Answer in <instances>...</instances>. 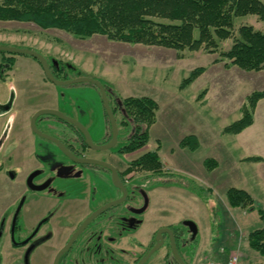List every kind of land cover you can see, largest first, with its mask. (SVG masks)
<instances>
[{
	"label": "rangeland",
	"instance_id": "1",
	"mask_svg": "<svg viewBox=\"0 0 264 264\" xmlns=\"http://www.w3.org/2000/svg\"><path fill=\"white\" fill-rule=\"evenodd\" d=\"M242 25H252L256 29L264 30V22L255 14L236 16L234 34L238 33ZM233 40L230 38L220 41L215 53L203 48L177 51L156 45L113 41L103 35L80 38L57 28L42 29L33 22L0 21V45L33 48L48 59L53 69L63 67L68 76L85 73L89 77L98 79L107 85L113 99H123L131 95L148 96L156 100L159 105L157 124H153L150 129L148 144L139 154L125 155L130 159L147 151L158 150L164 170L167 172L164 176L152 175L151 180L145 178L139 180L143 189L151 191L150 208L145 215V225L142 227L143 237L149 238L152 230L161 225L173 224L177 227L181 226L183 221L193 220L198 226V232L190 248L217 249L215 257L211 258L208 255V264L209 261L228 264L233 257H238L237 264H247V257L255 254L259 258L263 256L256 250L249 249L251 247L248 245L247 235L249 231L264 226V219L260 213V209L264 210V183L262 185L257 183L261 177L264 178L262 176L264 165H260L259 168L254 163L241 162L239 158L246 153L253 155L264 150V99H261L256 106L254 113L256 123L247 136L224 133L223 129L241 117L243 105L249 94L256 90H264V71H246L231 65L222 53L231 48ZM8 56H13L15 61L12 67L6 65L12 80L18 77L22 79L24 75H30L39 69L33 63L35 58L31 55L0 51V59ZM199 66L205 67L206 71L182 89L180 85L183 79ZM10 70H13V73ZM16 83H18L17 79ZM77 85L93 86L84 82L58 86V98L64 99L63 101L68 104L71 103L70 107H72L71 109L66 103L67 106L59 103L62 108L60 110L67 115L78 116L93 140L100 143L103 141L102 133L105 130L101 124L104 121L106 125L102 98L100 96L102 107L101 117L99 116L100 120H98L97 113L86 105L88 95L81 93L77 95L79 99L74 94ZM39 88L41 87L30 86L21 98L23 100L29 96L30 102L27 105L20 102L13 113L17 115L18 109H23L25 106L21 113L23 117H28L27 115L33 113L37 105L48 103L47 96L50 93L45 94ZM7 90L2 91L6 94ZM204 90H206L205 97L200 98ZM71 91L74 96H71ZM136 93L138 95H134ZM146 93L150 95H141ZM204 99L206 103L202 105L201 101ZM24 133L30 141L33 140L28 127L25 128ZM190 135L197 139L196 143H191L195 147L181 146V141ZM38 144L41 151H44L43 154L47 153L46 151H53V154L59 151L54 143L44 138H39ZM98 152L106 157L112 154L107 150ZM46 155L50 157V154ZM211 158L217 162V165L221 161L223 169H237L236 175H239L240 171L241 174L246 173L245 171L249 169L247 178L254 187H257L256 209L248 210V208L229 205L226 191L222 190L216 181H219L220 177H225L220 180L222 186H234L236 181V186L240 184L230 175L225 176L226 173L221 176L222 169L215 171V168L208 167L206 159ZM121 160L124 162L123 158ZM6 165H3L0 171V243L2 244H8L5 233L2 236L3 221L12 211V206L8 207V205L14 198V192L19 190L21 193L24 190L21 183L12 180L5 173ZM46 165L49 169L50 164L46 162ZM83 167L88 168L95 180L100 177L99 172L104 171L95 166L83 165ZM143 174L150 173L143 171ZM161 181L173 183L169 185ZM142 228L136 235L139 238L142 235ZM55 242L58 243V240ZM52 249L37 250V263L35 256L33 263L48 264L46 258ZM76 249L74 248L72 252L75 253ZM44 252V261L41 263L40 256ZM162 252L158 251L159 255ZM0 264H5L2 259Z\"/></svg>",
	"mask_w": 264,
	"mask_h": 264
},
{
	"label": "flooded vegetation",
	"instance_id": "2",
	"mask_svg": "<svg viewBox=\"0 0 264 264\" xmlns=\"http://www.w3.org/2000/svg\"><path fill=\"white\" fill-rule=\"evenodd\" d=\"M13 59V56L0 59V171L7 163L5 173L12 180L21 183L24 190L21 193L19 190L14 192V198L8 205L12 206V211L2 225V236L5 233L8 244L0 243V259L5 264H34V256L37 263V250L53 248L46 259L48 264H54L57 256L66 248L58 264H139L155 245L158 230L169 227L174 231L180 255L187 264H192L189 253L195 252V248H190V245L195 241L197 234L193 237L185 221L181 223L185 227H175L173 224L156 227L148 244H143L141 238L136 236L144 225L145 215L151 203V191L143 189L139 180H151V177L146 178L142 170H128L129 163L140 155L130 159L125 155L132 156L140 151L125 153L121 150L124 135L115 112L119 128L118 139L112 148L107 149L92 148L84 134L70 122L54 115H40L36 119L37 127L61 140L72 153H66L55 142L47 139L54 143L59 151L54 154L53 151H46L47 153L43 154L38 140L46 138L32 129L31 121L39 109L47 107L35 109L27 115L28 117H23L21 113L25 106L18 109L17 115L13 113L20 102L23 105L29 103V96L21 100L26 92L25 88L18 84L21 77L16 78V83V79L12 80L6 70V65L14 66ZM10 72L13 73V70ZM53 73L59 79L72 78L66 74L63 67L54 69ZM44 74L46 79L54 84L47 78L45 71ZM5 89H8L6 94L2 91ZM49 107L61 109L56 106ZM105 116L106 125L103 127L106 131L102 133L103 141L99 143L93 140L96 144H106L113 137L107 113ZM26 126L32 135V141L24 133ZM101 150L112 154L106 157L99 154L98 151ZM46 154H50V157ZM86 158L111 164L116 169L123 188L127 190L123 202L104 210L94 219L91 216L95 211L121 199L124 192L114 183L110 168L81 161ZM46 162L50 164L49 169ZM83 165L100 167L104 171H100V177L95 180ZM73 236L74 240L70 243ZM163 238V245L153 252L144 264H180L172 250L169 234L164 232ZM74 248H77L75 253L72 252ZM158 251L163 252L159 255ZM44 254L45 252L40 256L41 263L44 261Z\"/></svg>",
	"mask_w": 264,
	"mask_h": 264
},
{
	"label": "trees",
	"instance_id": "3",
	"mask_svg": "<svg viewBox=\"0 0 264 264\" xmlns=\"http://www.w3.org/2000/svg\"><path fill=\"white\" fill-rule=\"evenodd\" d=\"M255 14L264 22L262 0H0V21L33 22L42 29L57 28L80 38L103 35L113 41L156 45L177 51L205 49L215 53L220 41L233 38V44L222 55L233 66L246 71H264V30L242 25L234 34L236 16ZM197 34V35H196ZM183 55L181 54L180 57ZM1 67V66H0ZM52 67V66H51ZM52 70L54 71L53 67ZM206 68L199 66L183 79L182 89L194 82ZM106 85V84H105ZM107 87V85H106ZM206 90L202 92L205 97ZM110 97V103L124 135L121 150L133 153L144 148L150 129L157 121L159 105L148 96ZM264 90L249 94L242 115L223 129L237 135L253 125L258 102ZM185 137L180 145L196 143ZM194 143V144H195ZM195 146H192L194 148ZM246 159L260 161V156ZM214 159L206 165L215 168ZM129 171L142 170L164 176V164L158 150L147 151L132 160ZM214 165V166H213ZM171 173V172H170ZM167 181V180H166ZM172 184L173 182H163ZM229 205L256 209L254 198L243 189L231 187L226 192ZM264 219V210L260 209ZM248 245L264 256V226L251 230Z\"/></svg>",
	"mask_w": 264,
	"mask_h": 264
},
{
	"label": "water",
	"instance_id": "4",
	"mask_svg": "<svg viewBox=\"0 0 264 264\" xmlns=\"http://www.w3.org/2000/svg\"><path fill=\"white\" fill-rule=\"evenodd\" d=\"M0 51H7L10 53L28 54V55L33 56L34 58H36L41 63V65H42V67L46 73L47 78L56 85L64 86V85H71V84L83 83V82L84 83H91V84L95 85L100 91L104 108L106 110V113H107L109 120H110V123H111L113 137H112V140L106 144H96V143H94L92 136L89 133L88 129L84 126V124L81 121H79L76 117L67 115L63 111H61L57 108H52V107L41 108L32 117V121H31L32 129L38 135L43 136L46 139L55 142L58 145V147H60L63 151L72 155V153L68 150V148L65 146V144L61 140H59L58 138H56L54 136H51V135H48V134L42 132L36 125V119L40 115H44V114L45 115H54L60 119H63L65 121L70 122L71 124L75 125L84 134L87 143L92 148L107 149V148H112L116 144L117 139H118V132H119L118 123H117V119L115 117L114 111L111 107L108 90L102 81L95 79L93 77H89V76H78V77L70 78V79H59L54 75L48 59L42 53H40L37 50H33V49H29V48H19V47H13V46L0 45ZM81 161L87 162V163L100 164V165L107 166L108 168H110L113 172L114 183L118 187L122 188V190L124 192V195L121 199L112 201V202L104 205L103 207H101L99 210L95 211L91 216V218L94 219L98 214H100L104 210L110 208L111 206H113L117 203L123 202L127 196V190L123 188L122 181L118 178L117 171L111 164L97 160V159H92V158L82 159ZM184 223H185V225H187L189 227L190 231L193 234V237H195L197 232H198V226H197L196 222H194L193 220H186ZM164 232H167L169 234L172 250H173L176 258L180 262V264H187L179 253L174 231L169 227H162L158 230L155 245L150 250V252L140 261L139 264H144L147 261V259L152 255L153 252L160 249V247L164 243V238H163ZM73 240H74V236L72 237L70 243H72ZM65 249L66 248H64L60 252V254L57 256L54 264H58L59 258L63 254Z\"/></svg>",
	"mask_w": 264,
	"mask_h": 264
},
{
	"label": "crops",
	"instance_id": "5",
	"mask_svg": "<svg viewBox=\"0 0 264 264\" xmlns=\"http://www.w3.org/2000/svg\"><path fill=\"white\" fill-rule=\"evenodd\" d=\"M30 49H33V48H30ZM33 63L35 65H37L39 67V69L38 70H35L34 73H31L30 75H24L22 77L21 81L18 84L21 85V86H23V88H25L26 91L29 90L30 86H32V87L35 86L37 88L38 87H41V88H39L40 91L44 92L45 94L50 93L47 96L48 99H49L48 100V103H42L40 105H37L35 109L41 108V107H49V106H56L58 108H61L60 105H59V103H62L63 106L69 105V107H70L71 106V103L68 104V103L64 102L65 101L64 99H59L58 97L56 98V96H58V91L59 90L56 88V84H52L51 82H49L46 79L45 74H44V71L42 69V65L38 62V60H35ZM78 76H89V75H87L85 73H81V74L76 73V74L72 75V78L78 77ZM74 92H75L74 94H76V96L77 95H80L81 93H85V94L88 95V101H87L88 103H86V105H88L90 108H93V110L97 113L98 120H100L99 116L101 117V107L102 106L100 105V101H101L100 100L101 99L100 96H101V94H100L98 88L96 86L94 87V85L93 86H89V85H87V86H85V85H82V86L81 85H77V87L74 88ZM70 94H71V96H74L73 95V91H71ZM134 95H138V93H136ZM141 95H150V94H147L146 93V94H141ZM129 96H131V95H129ZM77 97L80 99L79 96H77ZM126 97H128V96H126ZM153 97H155V96H153ZM27 100H29V102H30L31 98L29 97V98H27ZM201 102H202V105L203 104L205 105V103H206L205 99L203 101H201ZM70 108L72 109V107H70ZM257 109L259 111V105H258V108ZM77 114H78V112H77ZM255 123H256V118H255V121H254V124L253 125H251L247 129H245L241 133L237 134V136H240V137L243 136V135H244L243 137L247 136L248 133L251 131V129H253ZM101 125L102 126L105 125L104 124V121H103V123ZM249 156H260L262 159L260 161H254V160L246 159ZM239 159H240L241 162L242 161H246V162H249V163H254V164L258 165V167L260 168V165H264V150L263 151H259V153L257 152L256 154H253V155H251L250 153L243 154V155L240 156ZM221 167L222 166H221V161H220V163H218V165L215 167V171L217 169H218V171H219V169H222L220 171L221 176H224L223 173H226L225 176L226 175H230V177H232L233 180H238V184H240L239 186H236L237 185V181H236V183H234L236 185H234V186H230V187H228V186H222L220 180H223L225 177H220V178H218L219 181L217 180L216 182L222 188V190L224 189V191L227 192V190L229 188H231V187H236V188H239V189H243V190H245L247 193H249L254 198V201L256 203V200L255 199H256V196H257V193H256L257 192L256 191V188L257 187H254L252 185V183L249 181V179L247 178V174L249 173V169H247V171H245L246 173H242L241 174V171H240L239 172V175H236L235 170H237V169L233 170V168H229L228 170H226V169H223ZM263 171H264V169H262V172ZM262 176H264V174H262ZM242 178H244V179H242ZM257 183L262 185L264 183V178L261 177L257 181ZM219 186L217 187L215 185V187H217V188H219ZM260 196H262V194ZM255 206H256V204H255ZM243 209H246V208H243ZM153 231L154 230H152V232ZM141 234H142L141 235V241H142L143 244H146L149 241L151 235H149V238H147V236L146 237H143L144 236V230H143V228H142ZM249 249H251V248H249ZM216 250H217L216 248L209 249V250H208V248H197V249L195 248V250H194L195 252H192L191 251L189 253V255H190V261H192V264H208V261H207L208 260V255L211 258L212 257H215L214 255H216L215 254L216 253ZM261 258H263V256H261ZM261 258H259L255 254V256H252V257L249 256V257H247L246 258V261H247V264H264V261H262ZM209 262H211V261H209ZM217 264H220V263L217 262Z\"/></svg>",
	"mask_w": 264,
	"mask_h": 264
},
{
	"label": "built area",
	"instance_id": "6",
	"mask_svg": "<svg viewBox=\"0 0 264 264\" xmlns=\"http://www.w3.org/2000/svg\"><path fill=\"white\" fill-rule=\"evenodd\" d=\"M233 258L229 260V264H237L238 257H233ZM210 264H216V263L211 262Z\"/></svg>",
	"mask_w": 264,
	"mask_h": 264
}]
</instances>
